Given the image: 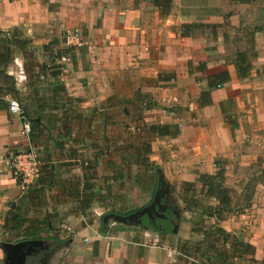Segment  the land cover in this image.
Listing matches in <instances>:
<instances>
[{"label": "crops", "instance_id": "0c3cea01", "mask_svg": "<svg viewBox=\"0 0 264 264\" xmlns=\"http://www.w3.org/2000/svg\"><path fill=\"white\" fill-rule=\"evenodd\" d=\"M250 7L230 0H173L170 12L161 16L149 0H0V30L30 39L45 56L40 65L48 63L47 55L65 51L66 29H80L90 45L72 50V62L63 72L58 68V82L72 102L49 112L57 120L34 143L20 115L0 109V245L18 243L5 231L4 220L24 197L21 212L36 220L35 229L48 214L60 222L40 234L44 245L26 262L33 256L43 258L40 264H206L197 256L199 248L211 256V264L264 262V32L258 29L264 15L248 13ZM238 53L250 56L245 79L236 75ZM15 67L18 89L24 91L20 60ZM7 71L14 75V67ZM224 72L229 81L210 90L208 82ZM50 83L47 76L42 86ZM151 126H168L176 134L159 138ZM141 146H150L151 153L138 157ZM29 148L37 151L45 172L52 167V180L40 196L30 192L34 185L22 191L1 162ZM146 158L175 189L180 208L185 205L178 185L195 183L199 189L198 176L214 175L219 167L234 197L242 196L240 187L248 181L256 185L246 208L221 221L185 208L175 234L105 225L102 217L110 214L105 212L88 219L108 202L112 213L122 216L143 208L116 211L114 190L129 182L152 198L157 170L140 164ZM84 162L95 169L96 180H89L94 192L112 199L94 202L81 215L77 198L88 193L82 189ZM215 227L230 235L215 246L225 250L224 259L202 244ZM236 244L253 247V256L233 251ZM4 257L0 248V264Z\"/></svg>", "mask_w": 264, "mask_h": 264}, {"label": "trees", "instance_id": "16d2710c", "mask_svg": "<svg viewBox=\"0 0 264 264\" xmlns=\"http://www.w3.org/2000/svg\"><path fill=\"white\" fill-rule=\"evenodd\" d=\"M42 1L46 2V0ZM149 1L160 12L161 16H165L170 12L173 2V0ZM252 1L253 0H230V2L234 4H250ZM258 29L259 31L264 32V27H260ZM31 49L32 42L30 39L13 34L11 32H4L0 30V109L4 110L9 108L8 103L4 101L5 98L15 100L19 105L20 117L22 121L27 122L30 125V133L28 136L30 141L34 143L35 140L40 138L44 131L51 129L50 125L53 123V118L57 120V116H53L52 114H49V112L53 113V111H59L63 107V104H69V102H72V100L66 97V91L64 87L58 82V76L60 73L58 68H60V66L56 65V61L61 55L67 53L66 50L62 53L57 52L55 55L49 54L48 63L43 62V64L38 66V72L35 73L34 77L36 78L37 82L39 79L46 78L48 76L52 83L43 87L41 80L37 84L28 80L25 84L24 91L18 89L14 77L8 74L7 69L17 55L23 57L25 56V53ZM43 51H49V47L44 46ZM249 58L250 56L247 53H238L235 55L234 66L236 75L240 79L247 78L250 73L252 66ZM228 81L229 75L227 72H224L219 76L213 77L208 82V88L210 90H214ZM68 120L69 118L67 117L66 123ZM149 131L151 134L156 135L159 138L173 137L176 134V130L168 126H151ZM68 132L69 131H67V133ZM150 153V146H141L140 149L136 150L138 157L141 154L149 155ZM84 163L83 164L87 168L88 172L87 177H85L86 182L83 184L82 189L88 193L77 198V201L80 204L81 215H85L84 211L90 209L94 202H104L107 199H110L108 196L102 195L100 192H94L95 184L94 182L93 184H90L89 180H96L95 169L89 167L87 162ZM140 164L144 166L145 169L149 168L154 172L158 169V166L151 164L148 158L142 160ZM41 173H46L44 178H40ZM52 177L53 172L51 166L46 172L40 167L39 176L34 184L35 187L30 190V192L38 196L44 194L48 187L46 182L52 180ZM198 184L200 185L199 189L195 183L182 184L181 200L184 203L187 211L199 209L201 211L199 217H214L218 221H221L224 216L232 212V191L224 186L223 168L219 167L214 175L200 174L198 176ZM202 195L204 196V199H200L199 196ZM23 198L19 200L17 206L5 217V231L14 234L16 238H18V242L38 240L41 239V233H50L51 231H54L60 222L55 224L56 220H53L54 216L51 214L46 215L45 219L42 221L37 220V223L43 224L41 229L34 228L36 225V220H28L25 214L21 212V203L24 200ZM204 200H215L217 204L215 206L205 207V205H201V201ZM112 212H114L113 205L111 206V209L105 213ZM131 213L132 212L126 213L124 216ZM171 229L172 224H167L162 232L163 234H169L171 233ZM211 233L212 234L208 232L205 233V240L202 244L206 245V250H209L208 252L213 253L216 259H224L223 256L225 255V250L219 249V251H217L215 246H218V243L225 244L230 238V235L218 227L213 228ZM232 248L235 252H250L251 256H253L254 253L253 247L249 245L236 244L232 246ZM197 256L201 259L206 258V264H211V261H209L211 256L206 255L200 248L198 249ZM42 259H37L32 256L25 264H40ZM250 263L255 264L257 262L250 260ZM261 264H264V262Z\"/></svg>", "mask_w": 264, "mask_h": 264}, {"label": "water", "instance_id": "95a60500", "mask_svg": "<svg viewBox=\"0 0 264 264\" xmlns=\"http://www.w3.org/2000/svg\"><path fill=\"white\" fill-rule=\"evenodd\" d=\"M174 192L175 189L165 180L162 171L157 169V186L149 205L126 216L115 213L105 214L102 217V223L105 225L108 223L120 224L127 227L142 228L147 231L152 229L149 226L152 215L164 217L163 213L169 211L172 215L170 220L172 224L171 232L175 234L178 229L181 211H185V208H180L177 205ZM145 217L147 224L144 221ZM43 245L44 241L42 240H29L18 243L4 242L0 245L5 255L3 264H25L26 259L35 254L37 249L42 248Z\"/></svg>", "mask_w": 264, "mask_h": 264}, {"label": "rangeland", "instance_id": "374dc122", "mask_svg": "<svg viewBox=\"0 0 264 264\" xmlns=\"http://www.w3.org/2000/svg\"><path fill=\"white\" fill-rule=\"evenodd\" d=\"M250 5L251 7L248 10V13L256 14L259 17L264 15V0H253L252 3H250ZM63 33H62V36H63ZM39 50L37 49V47L33 46L30 51H27L25 53V56L20 57L19 55H17L14 58L13 62L10 64L11 67H14V75H11V74L9 75L14 77L17 87L20 85L15 75L16 68H17L15 67L17 59L20 60L21 67L23 68L22 72L24 73V79H26L25 81H23L24 83L27 82L28 80L36 84L40 80L41 82L45 81V78H42V79H39V81L37 82L36 78L34 77L35 73L37 72L38 66H40L39 62H42L45 58L44 54L41 53ZM135 131L136 130H134L133 132ZM131 134H134V133H131ZM135 136H136L135 134L132 135V137H135ZM173 185L177 187L176 183H174ZM255 185H256V182L254 180L253 181L250 180L244 186H241L240 191L242 192V196L240 195L239 197H234V192H232V199L234 200H232L233 207L231 205V208H233L232 210H234V213L239 214L241 210L246 208V206L248 205L247 203L250 201V195L252 194V191H254ZM178 186H180V189L182 191V185L179 184ZM153 187H154L153 181L151 180L150 191L154 190ZM118 189L122 193L118 194L117 193ZM127 190H128V195H126ZM238 193L239 191H236V194ZM114 194L115 195L117 194L118 196V199H114V206H115L114 209L116 211L132 210L138 207H142L146 205L147 203H149V201L151 200L150 192H145L141 188L140 190H138L137 187H134V184L129 183V182L122 184L121 186L116 185ZM205 202L206 200L201 201V205L205 204ZM111 204L112 202H108L107 204L105 203V205L101 206V209L94 210L93 212H91V214L88 215V219H92L93 217H99L100 214L107 212L109 209H111L110 208L112 206Z\"/></svg>", "mask_w": 264, "mask_h": 264}, {"label": "built area", "instance_id": "2783aa9c", "mask_svg": "<svg viewBox=\"0 0 264 264\" xmlns=\"http://www.w3.org/2000/svg\"><path fill=\"white\" fill-rule=\"evenodd\" d=\"M62 46L67 53L60 56L57 60L60 66L59 70L64 71V66L72 62V50L89 47L86 37L79 29H66L62 36ZM9 112L20 115V108L15 100L8 101ZM23 131L25 134L30 133V125L23 123ZM12 176L19 182L22 191L33 186L39 176L41 161L37 151L29 148L26 151L9 155L6 159H2ZM259 264V263H255Z\"/></svg>", "mask_w": 264, "mask_h": 264}, {"label": "flooded vegetation", "instance_id": "af4514ba", "mask_svg": "<svg viewBox=\"0 0 264 264\" xmlns=\"http://www.w3.org/2000/svg\"><path fill=\"white\" fill-rule=\"evenodd\" d=\"M151 201H152V198L149 201V203L146 204L145 206L149 205L151 203ZM145 206H143V207H145ZM163 216L164 217H159V216L152 215L151 219L149 220V226H151L152 229L156 230V233L158 232V233H160L162 235H164L162 231L164 230L166 225L167 224H171L170 220H171L172 215H171V213L169 211H165L163 213ZM144 221H145V224H147L146 223V221H147L146 217L144 218Z\"/></svg>", "mask_w": 264, "mask_h": 264}]
</instances>
